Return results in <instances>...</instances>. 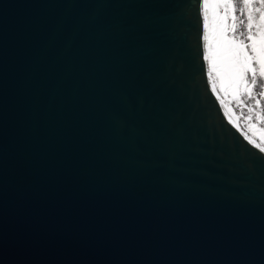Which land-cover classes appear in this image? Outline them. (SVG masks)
Returning <instances> with one entry per match:
<instances>
[{
    "label": "water",
    "instance_id": "95a60500",
    "mask_svg": "<svg viewBox=\"0 0 264 264\" xmlns=\"http://www.w3.org/2000/svg\"><path fill=\"white\" fill-rule=\"evenodd\" d=\"M208 0H0V264H264V154L224 113Z\"/></svg>",
    "mask_w": 264,
    "mask_h": 264
},
{
    "label": "rangeland",
    "instance_id": "374dc122",
    "mask_svg": "<svg viewBox=\"0 0 264 264\" xmlns=\"http://www.w3.org/2000/svg\"><path fill=\"white\" fill-rule=\"evenodd\" d=\"M211 17L207 28L206 50L210 79L215 93L226 108L235 113L236 125L243 134L264 149V82L257 68V84L250 86V94L243 85L238 88L234 82L233 66L229 62L228 48L238 45L248 34L247 17L252 16L251 33L255 36L258 28L264 35V22L256 12L261 0H250L245 7L244 0H208ZM235 37V40H233ZM259 37L256 43L259 45ZM251 49H249V52Z\"/></svg>",
    "mask_w": 264,
    "mask_h": 264
},
{
    "label": "snow or ice",
    "instance_id": "6c2138e0",
    "mask_svg": "<svg viewBox=\"0 0 264 264\" xmlns=\"http://www.w3.org/2000/svg\"><path fill=\"white\" fill-rule=\"evenodd\" d=\"M244 4L245 7H249L250 0H244ZM256 12L260 13V21L264 22V0H261V7H258ZM252 19V16L248 15L247 28L249 34L243 40H240L238 45L228 48L229 62L234 69V82L237 88L243 85L249 94L251 91L250 86L257 84V65H259L261 82H264V35H261L259 28L255 36L251 33V28L253 27ZM257 37L260 38L259 45L256 43ZM233 40H235V37H233ZM249 49H251L250 52ZM261 153L264 154V149H261Z\"/></svg>",
    "mask_w": 264,
    "mask_h": 264
},
{
    "label": "bare ground",
    "instance_id": "6f19581e",
    "mask_svg": "<svg viewBox=\"0 0 264 264\" xmlns=\"http://www.w3.org/2000/svg\"><path fill=\"white\" fill-rule=\"evenodd\" d=\"M210 3L208 5H206V8L208 9ZM211 17H209L208 19H206L204 21V30H205V35H204V44L206 45V41H207V28L208 26L210 25V22H211ZM205 55H206V58H207V50L205 49ZM208 59V58H207ZM208 71H209V67H208ZM211 84H212V81H211ZM213 86V85H212ZM214 87V86H213ZM223 106V110H224V113L228 116V119L231 123H234L236 124V115L234 112H232L231 109L229 108H226L224 105Z\"/></svg>",
    "mask_w": 264,
    "mask_h": 264
}]
</instances>
